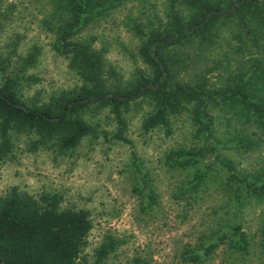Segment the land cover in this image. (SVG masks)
I'll return each mask as SVG.
<instances>
[{"label": "rangeland", "instance_id": "rangeland-1", "mask_svg": "<svg viewBox=\"0 0 264 264\" xmlns=\"http://www.w3.org/2000/svg\"><path fill=\"white\" fill-rule=\"evenodd\" d=\"M50 4L0 0V81L2 74L15 71L25 56L36 52L35 64L23 72L34 79L23 81L28 85L22 94L37 102L81 84L68 59L52 49L54 32L46 23ZM180 10L179 0H121L104 19L83 30L79 40L90 39L102 52L104 89H126L148 71L140 52L143 40L163 30L172 13ZM249 15L250 11L245 16L236 12L216 18L204 42L192 36L166 45L162 52L172 64L171 81L221 88L256 62L264 68V38ZM257 89L264 93V79ZM152 107L148 97L131 101L123 107L119 124L109 107L90 104L77 114L98 133L81 138L66 152L32 149L36 135L11 132L9 149L0 153V196L15 186L34 196L57 194L63 209L86 210L92 223L84 249L89 262L94 249L112 237L119 243L103 264H130L134 258L149 264H264V201H240L224 190L220 177L230 172L221 169L218 160L230 161L235 171L249 178L264 180V132L239 122L222 107L209 109L212 131L207 138L198 135L187 112L173 117L169 129L143 132L142 120ZM120 126L126 140L115 136ZM237 141L247 146H235ZM180 148H204L206 157L193 166L169 168L166 154ZM206 163H213V170L193 190V175ZM234 226L246 234V252L231 247ZM209 244L216 247L206 253Z\"/></svg>", "mask_w": 264, "mask_h": 264}, {"label": "trees", "instance_id": "trees-1", "mask_svg": "<svg viewBox=\"0 0 264 264\" xmlns=\"http://www.w3.org/2000/svg\"><path fill=\"white\" fill-rule=\"evenodd\" d=\"M120 1L50 0L52 9L46 23L54 32L52 49L68 59L69 69L81 80V84L76 90L61 91L56 96H49L46 101L23 98L22 89L28 85L23 81L34 79L24 76L23 72L35 64L36 52L25 56L22 65L15 71L11 69L2 74L1 154L9 149L11 132L36 135L32 149L44 146L66 152L75 148L81 138L98 133L93 125L77 114L79 110L98 103L100 107H109L120 124L123 107H128L131 101L140 97H148L153 106L142 120L143 132L159 127L169 129L173 117L187 112L197 126L198 135L207 138L212 131L209 109L216 107L218 111L222 107L234 114L239 122L254 125L264 132V93L257 89L260 80L264 79L262 65L256 62L253 69L240 70L231 85L207 89L201 83L172 82V64L162 52L166 45L192 36L200 37L204 42L216 18L236 12L245 16L250 11L249 16H253L260 25V35L264 38V0H179L183 11L173 12L169 25L161 31L150 32L140 46L141 58L148 71L126 89L108 90L104 89L101 50L92 46L90 39L79 40V35L89 25L109 15ZM235 1L239 4L235 5ZM209 13L210 17L205 20ZM136 27L139 29L138 25ZM122 130L120 126L115 136L126 140ZM245 145L242 141L235 142V146ZM205 157L204 148H180L169 151L165 163L169 168H185L196 165ZM218 160L222 164L221 169L230 172L224 179L220 177L224 190L233 192L240 201L248 197L264 201L263 179L249 178L235 171L230 161ZM212 164L206 163L203 168L196 169L192 178L193 190L207 181L210 176L208 171L213 170ZM148 196L149 204L153 203V196ZM60 203L61 197L57 194L43 192L34 196L19 191L15 186L0 196V258L3 264H103L119 240L108 237L94 249V260L89 262L84 254L92 228L89 214L84 209H63ZM233 230L236 239L231 240V247L246 252V234L239 226H234ZM260 233L264 249V211ZM215 247L216 244H209L206 253ZM130 264L149 263L134 258Z\"/></svg>", "mask_w": 264, "mask_h": 264}, {"label": "water", "instance_id": "water-1", "mask_svg": "<svg viewBox=\"0 0 264 264\" xmlns=\"http://www.w3.org/2000/svg\"><path fill=\"white\" fill-rule=\"evenodd\" d=\"M238 4H239V1H235V5H238ZM231 10H232V8H231L229 11H231ZM219 12H221V11H219ZM211 13H213V12H211ZM211 13H209V14L207 15V17L205 18V20H207V19L210 17ZM156 43H157V42H156ZM0 264H3L1 258H0Z\"/></svg>", "mask_w": 264, "mask_h": 264}]
</instances>
